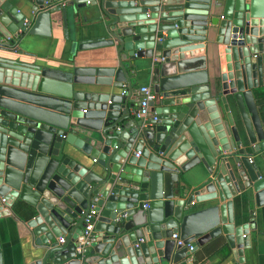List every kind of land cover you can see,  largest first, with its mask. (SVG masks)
Listing matches in <instances>:
<instances>
[{
    "label": "water",
    "instance_id": "95a60500",
    "mask_svg": "<svg viewBox=\"0 0 264 264\" xmlns=\"http://www.w3.org/2000/svg\"><path fill=\"white\" fill-rule=\"evenodd\" d=\"M87 1L104 34L73 44L110 48L100 65L53 64L17 47L60 23L68 38L69 16ZM0 24V223L28 217L43 253L33 264H183L220 236L234 254L248 245L233 206L242 187L257 202L264 193L251 160L264 150L253 95L264 85V0H0ZM209 44L232 61L227 93L209 89ZM136 58L150 60L156 119L121 124ZM200 167L205 179L189 183L185 173ZM92 206L94 239L77 257Z\"/></svg>",
    "mask_w": 264,
    "mask_h": 264
},
{
    "label": "crops",
    "instance_id": "0c3cea01",
    "mask_svg": "<svg viewBox=\"0 0 264 264\" xmlns=\"http://www.w3.org/2000/svg\"><path fill=\"white\" fill-rule=\"evenodd\" d=\"M75 9L77 14L69 16L68 19V38L64 34L62 23H60L54 27L50 36L31 37L34 39V44H31V39L27 37L19 42L17 47L36 54L37 59L43 57L53 64L64 65L73 58L77 65H88L89 62L84 63L83 61L85 58L91 57V63L100 65L99 62L102 59H98L99 56H110L109 51H112L110 48L79 50L73 44L74 39L77 40L78 37V39L92 40L104 34L105 24L100 19V8L87 1L84 6L78 8L76 6ZM1 31L5 32V29L0 24V35ZM205 56L211 93L229 92L230 85L234 80L229 54L224 51L222 46L218 53L216 45L209 44ZM149 63L150 60L146 58H136L131 61L128 73L132 77L131 90L128 93L130 100L127 103L129 105L131 102L133 106L130 107V115L124 118L121 124L131 125L132 120L134 122L141 120L137 116L139 105L137 91L141 86L153 87L149 76ZM126 89L125 85L121 89L122 91L118 89H113V91L123 93ZM253 95L264 131V85L255 88ZM150 113L152 114L151 108ZM93 159L88 156L84 158L91 169L99 171L101 168ZM251 160L255 163L260 175L264 177V150L252 153ZM205 171L203 167L191 169L185 173V177L189 183L197 185L207 176ZM204 175L206 176L204 177ZM244 179L248 180V176L246 175ZM241 193H243L242 196L235 200L233 212L235 224H242L245 227L248 245L238 248L237 254H234L223 236H220L203 245H198L183 264H264V193L260 195L259 202L250 187H242ZM245 193L247 196L244 195ZM27 219L26 216L14 217L12 215L3 218L0 223V264H33L41 258L42 250L34 243L31 228L27 226ZM176 233L179 234L178 231Z\"/></svg>",
    "mask_w": 264,
    "mask_h": 264
},
{
    "label": "built area",
    "instance_id": "2783aa9c",
    "mask_svg": "<svg viewBox=\"0 0 264 264\" xmlns=\"http://www.w3.org/2000/svg\"><path fill=\"white\" fill-rule=\"evenodd\" d=\"M137 92L139 94V109L137 111V116L140 119H146L148 116L153 115L150 113V102L155 100L157 95L151 86H141ZM153 118L156 119V116L153 115ZM93 161L95 162L96 159H93ZM94 214L95 211L92 206L84 217V226L82 228L81 234H79L74 241V251L77 257L83 256L93 242L94 238L92 231L94 223L92 216ZM172 238L176 240V245H184L183 240L179 238L177 233H174ZM58 242H64V238H59ZM186 247L188 250L192 249L190 244H186Z\"/></svg>",
    "mask_w": 264,
    "mask_h": 264
}]
</instances>
